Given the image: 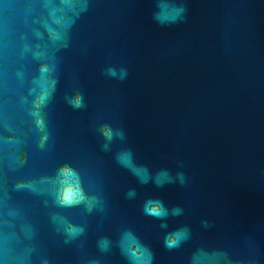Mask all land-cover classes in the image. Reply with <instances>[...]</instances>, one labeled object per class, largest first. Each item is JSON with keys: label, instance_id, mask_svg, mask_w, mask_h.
I'll use <instances>...</instances> for the list:
<instances>
[{"label": "water", "instance_id": "95a60500", "mask_svg": "<svg viewBox=\"0 0 264 264\" xmlns=\"http://www.w3.org/2000/svg\"><path fill=\"white\" fill-rule=\"evenodd\" d=\"M126 233L150 264H264V0H0V264H149Z\"/></svg>", "mask_w": 264, "mask_h": 264}, {"label": "clouds", "instance_id": "9594fccd", "mask_svg": "<svg viewBox=\"0 0 264 264\" xmlns=\"http://www.w3.org/2000/svg\"><path fill=\"white\" fill-rule=\"evenodd\" d=\"M161 8H162L161 13L156 16V19L159 20L161 23H174V22H177L178 20L183 19V13L185 11L183 7L169 8L168 5L162 4ZM43 71H47V69H43ZM107 73L112 77H117V71L113 67H109L107 69ZM126 76H127V69L121 68L119 71V78L124 79ZM42 100H43V97H42ZM69 103L74 108H82L84 106L83 97L79 93L76 94L75 97H72L71 99H69ZM103 135L108 141H111L114 136H117L120 139H124V133L122 131L116 130L115 132H113V130L111 128H108L107 126H105ZM104 147L105 149H107V145H105ZM117 160L122 166L128 168L134 175H136L138 179L141 181V183H147L149 179H151V176L147 168L144 166L137 165L135 163L133 154L130 150L119 153L117 156ZM177 176L180 179V183L184 184L185 177L183 173H177ZM155 182L157 183L158 186H162L164 183H172L174 182V180L169 172L162 171L160 173H157ZM17 187L20 188L23 186L17 185ZM135 194L136 193L134 190H130L127 193L129 197H133L135 196ZM182 211L183 210L181 208H174L171 211V215L178 216L182 213ZM144 212L145 214L149 216H152L154 218L161 219V220L166 219L169 215L168 209L165 208L163 203L159 200H148L145 203ZM204 226L205 227L208 226L207 221H204ZM161 227H167V225L162 224ZM66 233L70 237L75 238L83 233V229L73 227L71 229L66 230ZM188 235H189V231L187 228H181L174 232L168 233L164 239L165 247L170 250L178 247L181 242H183L185 239L188 238ZM123 244H124V248L126 252L130 255L131 259H133L134 261L146 260L150 264L151 254L146 249H143L130 233L125 234ZM134 246L137 249V251H133ZM100 247L101 249L106 250L108 247V241L101 240ZM220 255L223 256L225 259L227 258L226 254H220Z\"/></svg>", "mask_w": 264, "mask_h": 264}, {"label": "snow or ice", "instance_id": "6c2138e0", "mask_svg": "<svg viewBox=\"0 0 264 264\" xmlns=\"http://www.w3.org/2000/svg\"><path fill=\"white\" fill-rule=\"evenodd\" d=\"M66 175L70 177L71 173H66ZM72 197H73V191H72L71 187H69V190L66 193V197L65 198L68 199V200H71Z\"/></svg>", "mask_w": 264, "mask_h": 264}]
</instances>
